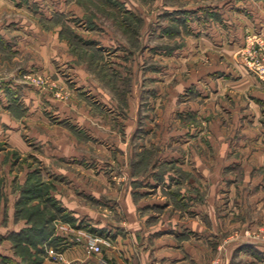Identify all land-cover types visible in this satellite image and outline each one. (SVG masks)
<instances>
[{
    "label": "rangeland",
    "instance_id": "374dc122",
    "mask_svg": "<svg viewBox=\"0 0 264 264\" xmlns=\"http://www.w3.org/2000/svg\"><path fill=\"white\" fill-rule=\"evenodd\" d=\"M30 3L32 16L39 12L37 16L47 27V61L41 62V69L37 61L31 62L27 66L29 71L22 72V87L17 89L22 92L24 86L36 87L45 92L47 141L39 140L38 122L27 125L23 118L28 111L20 109L15 111L19 126L16 124L14 130L18 127L22 130L19 136L25 138L28 148L23 150L0 140V150L8 151L3 162L9 159L17 170L25 163L31 170L26 181L17 184V191L13 190L16 179L9 181L7 175L0 174V231L5 230L7 222V215L1 211L3 202L11 203L15 222L25 223L18 231L0 234V249L8 240L12 248V254H0V264H14L13 261L43 264L46 259L60 263L66 250L75 244L83 245L87 253H104L103 245L111 244L112 236L91 233L89 222L77 221L74 213L53 195L57 184L63 188L65 197L75 193L82 202L90 201L98 207V201L87 194H97L107 185L111 186L105 188L107 193L115 196L112 187L131 184L133 174L145 176L158 153L190 152V148L183 146L187 138L182 136L183 128L191 134L190 159L194 163V150L213 153L214 145L218 144L214 131L221 130L224 146L231 139L243 137L231 110L220 103L232 104L235 93L229 84L223 92L216 91L219 85L213 74L221 70L218 67L241 65L264 83V0H31ZM235 41L238 46L233 49V63L227 56ZM15 64L17 69L27 63L19 60ZM204 75L210 76L206 83ZM199 85L208 95L201 93ZM22 95L18 94L15 103L21 108ZM215 119L220 120L219 128L214 125ZM198 133L200 137H192ZM17 135L13 130L6 132L5 127L0 132V137ZM57 135L66 137L63 143L78 152L72 161L54 156L62 143L54 141ZM119 147L127 151L124 166L118 160ZM135 150L139 151L138 163L128 172L129 155ZM44 155L47 165L42 160ZM87 156L89 163L94 160L89 164L94 163L92 173L77 165H87ZM62 161L74 162L76 166H60ZM161 165L164 169L176 166L165 161ZM56 167L70 173L54 177ZM173 170L178 176L183 173L180 168ZM75 180L84 186L74 184ZM33 181L43 183L42 191L24 194ZM72 186L76 191H69ZM42 227L45 229L39 233ZM34 228L25 236L27 229ZM253 236L255 241L264 242L262 231L254 232ZM92 237L101 239V251L90 249ZM5 238L8 240L4 241ZM249 256L253 262L247 261L246 254H238L237 264H264L263 259ZM222 263L221 256L216 254L208 264Z\"/></svg>",
    "mask_w": 264,
    "mask_h": 264
},
{
    "label": "crops",
    "instance_id": "0c3cea01",
    "mask_svg": "<svg viewBox=\"0 0 264 264\" xmlns=\"http://www.w3.org/2000/svg\"><path fill=\"white\" fill-rule=\"evenodd\" d=\"M30 1L0 0V126L3 125L6 132L13 130L18 134L17 137H0V140L13 147L21 146L23 150L28 145L25 138L19 136L22 130L19 127L14 130L16 124L19 126L15 111H28L23 119L29 126L38 122L39 140L47 141L45 133L48 124L44 108L47 105L45 92L36 87L24 86L22 92L17 89L22 87V72L29 71L27 66L31 62L37 61L41 69V62L47 61V27L37 16L39 12L36 17L32 16L34 12ZM236 46V41L230 45L231 53L227 56L233 63ZM19 60L27 64L16 69L18 65L15 66V63ZM218 68L221 70L213 74L219 85L215 84L216 91L223 92L229 84L235 93L232 104L220 103L231 110L232 119L243 137H239L240 140L231 139L224 146L220 140L223 139L221 130L214 131L213 137L218 144L214 145L213 153L208 155L207 150H194L192 163L191 134L183 128L182 136L187 137L183 146L190 148V152H183V155L173 151L167 155L158 153L145 176L136 177L132 173L131 184L112 187L111 193L115 196L107 193L105 188H111L107 185L97 194H87L98 201V207L90 201L82 202L75 193L65 197L61 192L63 188L57 184L53 195L62 200L77 221L85 219L89 222V232L110 234L113 242L104 244V253L101 254L87 253L83 245L75 244L66 250L64 261L57 263L46 259L43 264H208L216 254L221 256L222 264H237L238 254H246L247 261H254L249 255L264 260V242L253 239L256 231L264 234V83L238 64H231L229 68L222 64ZM209 75H204L205 83L209 81ZM199 88L204 96L208 95L203 86L199 85ZM21 93L22 108L15 104ZM26 121L22 122L26 124ZM218 121L215 119L214 122L217 127ZM4 127H0V132ZM196 136L200 137L201 133L192 137ZM57 137L52 138L62 143L61 149L53 153L56 159L72 161L78 156V152L63 143L66 137ZM136 150L129 155L131 168L129 166L128 172L138 163L139 151ZM119 151L118 160L124 166L127 151L123 147H119ZM7 152L6 149L0 150V174L7 175L9 181L15 178L16 186L12 189L17 191V184L24 183L31 170L25 163L17 170L10 165L9 159L3 162ZM86 159V166L77 165L92 173L94 163L89 164L94 160L89 163L88 156ZM42 160L47 165L46 155ZM70 161H62L60 166H76ZM164 161L176 166L164 169L161 167ZM178 168L183 171L181 176L174 173L173 169ZM67 173L70 172L63 167H56L53 175ZM11 174L13 177H10ZM77 182L73 183L84 186ZM89 186L93 187V183ZM75 188L72 186L69 191L74 192ZM3 206L4 211L2 208L1 211L7 215V222L0 234L23 228V221L15 222L13 219L11 203L3 202ZM11 252L8 240L0 249V254Z\"/></svg>",
    "mask_w": 264,
    "mask_h": 264
},
{
    "label": "trees",
    "instance_id": "16d2710c",
    "mask_svg": "<svg viewBox=\"0 0 264 264\" xmlns=\"http://www.w3.org/2000/svg\"><path fill=\"white\" fill-rule=\"evenodd\" d=\"M40 184H43L41 181H36V182H34L33 181V183L32 184H30V186L31 187H26L25 188V191H24V194H38V192H39V190L40 191H42V189H41V186H40ZM39 186H40V188H39ZM45 229V227H42V228H40V229H38L39 230V233H41V232H43V230ZM29 230H36V228H34V229H27V232L25 233V236H27V235H29V234H31V233H29L30 231ZM50 230V229H49ZM48 230V231H49ZM48 231H45V234L48 232ZM45 236H48V234H46ZM7 258V257H6ZM8 261V260H7ZM12 261V260H11ZM37 262V261H36ZM35 262V263H36ZM13 263L14 264H21L20 262H15V261H13ZM34 263V264H35ZM30 264H32V263H30Z\"/></svg>",
    "mask_w": 264,
    "mask_h": 264
},
{
    "label": "built area",
    "instance_id": "2783aa9c",
    "mask_svg": "<svg viewBox=\"0 0 264 264\" xmlns=\"http://www.w3.org/2000/svg\"><path fill=\"white\" fill-rule=\"evenodd\" d=\"M90 249L93 251H101L102 250V244H101V239L97 237H92L90 240Z\"/></svg>",
    "mask_w": 264,
    "mask_h": 264
}]
</instances>
